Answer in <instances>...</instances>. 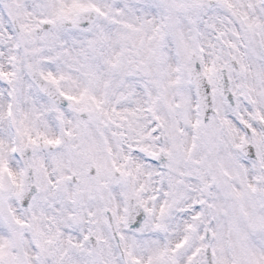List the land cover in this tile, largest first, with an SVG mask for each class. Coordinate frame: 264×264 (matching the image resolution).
<instances>
[{"label": "snow or ice", "instance_id": "snow-or-ice-1", "mask_svg": "<svg viewBox=\"0 0 264 264\" xmlns=\"http://www.w3.org/2000/svg\"><path fill=\"white\" fill-rule=\"evenodd\" d=\"M0 264H264V0H0Z\"/></svg>", "mask_w": 264, "mask_h": 264}]
</instances>
